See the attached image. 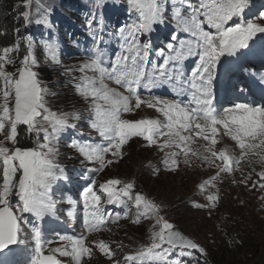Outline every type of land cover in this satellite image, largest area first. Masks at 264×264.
Instances as JSON below:
<instances>
[{"label":"snow or ice","instance_id":"snow-or-ice-1","mask_svg":"<svg viewBox=\"0 0 264 264\" xmlns=\"http://www.w3.org/2000/svg\"><path fill=\"white\" fill-rule=\"evenodd\" d=\"M99 5L100 0H96ZM129 6L128 23L121 25L115 34L118 46L114 54L99 47L103 42V21L97 20L95 13L87 19V27L92 29L94 48L90 52L89 62L79 66L82 74L76 83V94L87 105L89 126L98 133L104 143L78 142L73 147L83 157L82 162L98 164L88 168L86 173L103 172L109 165L123 158V148L133 137H141L148 146H157L158 137H166L158 147L163 150L175 146L181 149L188 164L190 149L186 146L196 137L210 141L203 160L211 167L215 160L217 172L211 178L215 181L221 173L231 174L233 165L249 156L256 149H264V107H254L245 103L217 112L214 106L213 81L222 57H233L249 46V42L258 33H264V26L255 19L243 20V14L249 6V0H126ZM28 8L21 14L25 27L32 22L31 0H25ZM38 25H48L50 10L40 15L37 8ZM171 19L174 31L165 43V48L155 49L157 58L150 59L153 52L150 34L155 26L165 25ZM258 19L264 20V12ZM94 22L97 27L93 28ZM19 34V29L14 30ZM186 34L179 38V33ZM6 34V32H0ZM141 37H146L142 40ZM48 58L57 62L54 44L45 42ZM20 51V43L0 48V162H2V184H0V253L12 251L11 246L34 244L29 264H61L55 255L44 254L41 228L37 220L55 214L54 203L49 199L52 182L58 181L59 166L53 156L57 150L53 141L59 140L67 129L75 130L77 123L69 122L81 119L80 113L61 114L51 111L45 99L47 91L41 85L38 73L34 71L37 60L34 56L33 40H27L26 54L19 61V67L7 71L6 66L15 65ZM196 58L194 66L186 70L185 61ZM91 72L93 75H87ZM114 84L115 87H110ZM167 86L174 89L176 100L153 97L142 100L139 89H153ZM187 96L188 102L179 97ZM135 101L134 104L132 101ZM146 104L156 109L165 118L139 119L130 121L122 118L123 113H131ZM202 121V122H201ZM26 126V134L34 135L36 146L22 149L16 147L18 126ZM229 137L240 150L238 159L228 154V149L217 151L215 145L219 129ZM42 135V141H41ZM12 144V148L6 146ZM106 145V146H105ZM110 154L113 159H107ZM180 152L166 154L163 165L170 171L178 167ZM264 181V172L259 173ZM66 179V177H65ZM90 182L82 190V223L91 233L106 224V213L97 194V182L87 174L83 177ZM210 181L205 180L200 189L204 190ZM122 185V186H120ZM119 186V187H118ZM256 186L255 184L253 185ZM99 191L106 194V205L123 206L126 210L136 209L132 223L140 224L141 218L154 221L153 228L158 231L150 234V243L135 254L124 257L125 264L139 261L140 264H186L185 257L192 258L194 252L203 254L193 240L186 238L174 225L160 215L162 208L147 197L135 192L131 182L123 183L119 179H108L99 184ZM259 187L264 189V183ZM15 198V199H14ZM219 196H207L208 205L196 204V207L215 208ZM25 214H30V220ZM121 218V213H107V216ZM28 228V231H25ZM99 252L112 264H120L114 259L115 253L103 240L96 244ZM63 257H71L75 264H81L82 258H91L92 250L85 246L83 238L71 240V251L63 248L53 249ZM2 264V262H0Z\"/></svg>","mask_w":264,"mask_h":264},{"label":"rangeland","instance_id":"rangeland-1","mask_svg":"<svg viewBox=\"0 0 264 264\" xmlns=\"http://www.w3.org/2000/svg\"><path fill=\"white\" fill-rule=\"evenodd\" d=\"M50 1L31 0L32 22L29 26L24 27L26 29L24 38L26 40L29 38L33 40L34 56L37 60V65L34 66L33 70L38 73L41 85L47 91L45 97L47 107L58 115L71 114L78 111L81 119L73 121L70 118L69 122L77 123V128L75 130L67 129L61 134L58 142L53 141L57 155L52 158L59 166L58 175L61 177L58 181L54 180L52 182L53 186L49 197L55 205L56 212L55 214L47 215L43 220L35 221L36 225L41 228L44 254L55 255L61 261V264H75V261L71 257L60 256L59 253H54L52 250L63 248L71 251V240L73 238H83L85 246L92 250V256L91 258L88 256L83 257L81 264H112V261L101 254L98 247H96V244L103 240L110 245L111 250L115 253L114 259L118 260L120 264H125L124 257L129 254H135L141 248L146 247L150 243L151 232L159 230L158 226L155 229L153 228L154 221L141 218L140 224L132 223L136 212L134 207L127 210V217H125L124 213L126 210L124 207L106 205L104 203L106 194L99 191L98 186L100 183L108 179H119L122 181V184L133 183L135 185L134 194L135 192L146 194L148 198L154 200L162 208L160 215L172 223L174 228L182 232L186 238L193 240L204 250L203 254L199 252L193 253L194 255L195 253L197 254L196 257L199 255L202 258V263L220 264L218 260L222 257L225 245L233 247L230 232H233V236L241 243L237 242V251L233 254L231 260L240 262V264H251L250 258L253 254L252 252H254L251 251L252 245L256 247V251L258 250L259 254L264 255V189L254 186H252V190L249 189L248 185L241 181L238 174L241 165L251 167L254 172L256 170L257 172L264 171V150L257 151L256 153L253 152L241 160L240 164H234L233 169H235L232 172L233 174L221 173L218 179L212 181L211 178L217 172L215 165L221 164L222 166V162L215 160V163L209 167L208 163L203 160V156H210V153L206 152V148L210 146V141L197 138L194 133H184L193 137L186 145L190 151L187 156L189 163L185 164V156L181 152V149H176L173 146L161 150L158 147V145L164 143L166 137H158L157 146L151 147L148 146L143 138L133 137L124 146L122 159L109 165L103 172L86 173L88 168L98 167V164L86 161L82 162L83 157L77 150L69 146L70 143L73 140L90 143L104 142L98 136V133L90 128L89 113L85 111L87 105L76 94V88L74 87L76 83L80 82L79 78L82 75L78 70L79 66L85 62H89V54L94 48L92 29L87 27V17L84 16L83 24L77 23L76 21L78 20L71 17L70 12L75 10L82 15H87L88 13L87 8L79 10L74 5V2L94 8L97 20H102L104 27L103 33H98V35L103 36V42L99 44V47L105 48L111 55L117 51L118 42L115 35L110 34H115L121 26L120 24L130 19L129 6L126 0H106L104 3V0H100L99 5H97L96 0H68V2L65 0H52L59 5L61 4L62 9L68 6L64 11H57L54 4ZM10 8L19 10V7H16L14 4L8 7V9ZM37 8H39L40 15L50 10V22L48 25H38L36 23V19L39 18L36 15ZM28 10V8L22 6V11ZM261 12H264V0H262L260 5L256 6L251 4L249 0V6L243 14V20L255 19V22L264 26V20L258 19ZM73 16L77 17V15ZM172 23L169 18L165 25L155 26V31L150 34L153 48V52L150 53L153 56L151 55L150 58L156 60L157 63L162 62V60L157 58L155 49L165 48L166 41L170 39L174 31ZM96 27L97 25L94 22L93 28ZM181 35L183 38L185 37L183 32L179 33V36ZM258 35L264 37V33H258ZM38 37H41V43L37 41ZM141 39L144 40L146 37H141ZM77 41L82 44H79ZM45 42L54 44L57 62H53L48 58L47 50L44 47ZM253 46L256 52L263 53L264 41L258 42L254 40ZM165 51L167 52L166 48ZM190 59L191 61H189ZM190 59L184 62L186 70H190L194 66L196 58ZM19 61L16 60L15 65L6 66L7 71L12 72L15 68L19 67ZM40 65L50 66L51 68L49 69L57 74L60 73L62 75L66 71L70 74L68 80L61 76L55 77L53 80V82L59 84L68 82L79 97L78 101L71 102L73 105L68 111L58 112L54 108V104L51 101L53 97L51 92L55 86H50V84L42 79L38 72ZM86 74L93 75L91 72ZM109 86L115 87L114 84H110ZM58 87H61V85ZM165 87L162 86L150 90L141 88L139 89V94L142 100H150L153 97L170 99L163 92ZM166 90H169L168 87ZM170 90L174 93V89L170 88ZM155 92L158 93L157 96H155ZM134 102L133 100L132 103L134 104ZM122 118L135 121L139 119L158 120L164 117L156 109L148 108L146 104H142L141 108L134 112L123 113ZM221 134L222 132L219 129L216 137L218 143L215 145L217 151L228 147V145L223 144ZM0 139H3V136H0ZM225 140L230 145L235 143L227 139ZM6 146L12 148L10 142H6ZM173 152H180L181 154L177 157L178 167L176 170L170 171L165 168L162 160L166 154ZM233 152H231L233 156L230 152L228 154L232 158L238 159L240 151ZM249 157H253V160L246 162ZM107 159H113V157L107 154ZM86 174L98 182L96 191L101 196L107 221L100 230L91 233L85 229L82 223V190L90 182L83 179ZM247 174L254 173L248 172ZM2 178V162H0V184H2ZM220 178L223 180L221 181ZM205 180L210 181V183L205 186L204 190H201L200 185ZM211 194L219 196L215 208L194 206L196 204L208 205L210 202L207 201V196ZM109 212L113 214L119 212L121 213V218L116 220L114 215L109 217L107 216ZM25 215L30 220L34 219L30 214ZM57 222H61V225L57 226ZM54 229L56 234L62 239L58 240L54 238L53 240ZM235 231L238 233L237 236L235 235ZM25 245L26 248L21 249L20 245L16 251L24 253L30 258L33 254L32 248L34 244ZM4 254L6 253L0 254V259L2 258L5 261L7 258L3 256ZM128 264H131V262H128ZM135 264H140V262L137 261Z\"/></svg>","mask_w":264,"mask_h":264},{"label":"trees","instance_id":"trees-1","mask_svg":"<svg viewBox=\"0 0 264 264\" xmlns=\"http://www.w3.org/2000/svg\"><path fill=\"white\" fill-rule=\"evenodd\" d=\"M261 1L262 0H252V2L255 3H260ZM24 3L25 0H0V32H6V34H0V48L14 45L16 42H19L20 51L18 54H13L17 61L21 60L26 54L27 40L24 38L26 33V29L24 28L25 21L21 18V14L24 13V11H22V6L19 7V10H15L14 8L8 9V7H11L13 4L17 7V5H23ZM15 29H19V34L14 31ZM37 41L40 42L41 37H38ZM49 68L51 67L48 65H40L38 67V72L42 79L50 84V86H55L51 92V95H53L51 101L54 104V108H56L58 112L68 111L73 105L71 102L78 101L79 97L75 94L72 86L68 84V82L59 84L53 82V80L55 77L59 76L68 80L70 74H68V71L62 75L60 73L57 74ZM59 85H61L62 88L58 87ZM17 139V147L22 149L34 148L36 146V138L34 135L26 134V126H21L19 128ZM230 235L233 247L225 245L226 249H223L222 257L218 260L220 264H240V262H234V260H231L233 254L237 251L236 245L239 240L233 236V232H230ZM235 235H238L236 231ZM251 251H254L250 258L252 262L251 264H264V255L259 254V251H256L255 246H251ZM196 255L197 254L195 253L192 258H184L186 264H204L201 262L202 258H200L199 255L196 257Z\"/></svg>","mask_w":264,"mask_h":264},{"label":"bare ground","instance_id":"bare-ground-1","mask_svg":"<svg viewBox=\"0 0 264 264\" xmlns=\"http://www.w3.org/2000/svg\"><path fill=\"white\" fill-rule=\"evenodd\" d=\"M84 1H89V0H84ZM249 47L251 48L252 47V45H251V43L249 42ZM253 53V52H252ZM248 54H250V53H248ZM263 78H264V76H262ZM261 81H262V78H261ZM167 89V87H165V89H164V94H165V96H168V97H170V99L171 100H175V96H173V93L172 92H170L169 90H166ZM156 93V92H155ZM158 95V93H156L155 94V96H157ZM162 99V98H161ZM170 99H168V100H170ZM146 100H148V99H145V101ZM256 102H255V104H254V107H261V99L259 98V99H256L255 100ZM137 113V112H136ZM163 119L164 118H159L158 120H161V121H163ZM220 130H221V132H222V134H221V136H222V140H223V144L224 145H228V147H226L227 149H228V153L230 152H232V153H234L233 151H237V150H239V148L235 145V143L234 144H232V145H230V144H228V142L225 140V139H227V140H229L230 142H232V140L229 138V137H226V136H224L223 135V129H222V127L220 128ZM198 138V137H197ZM221 147V146H220ZM177 149V148H176ZM207 149V148H206ZM218 149V148H217ZM261 150H264V149H256V150H254L253 152H257V151H261ZM240 151V150H239ZM231 153V154H232ZM232 156H233V154H232ZM198 159V158H197ZM249 160H253V157H249L247 160H246V162L247 161H249ZM240 164V163H239ZM234 166V165H233ZM235 169V168H234ZM234 172V171H233ZM254 173V174H247V173ZM262 172H264V171H262ZM215 173V172H214ZM259 173H261V172H257V170H256V172H254V171H252V168L251 167H249V166H246V165H241L240 166V170H239V172H238V174H239V178L241 179V181L243 182V183H246V185H248V188L249 189H251L252 190V186L255 184L256 186L255 187H259V184L260 183H264V181H262L261 179H260V177H259ZM233 174V173H232ZM237 174V173H236ZM225 175V174H224ZM249 176V177H248ZM226 178V177H225ZM250 178V179H249ZM221 179V178H220ZM230 179H231V177H230ZM223 179H221V181H222ZM251 180H252V182H251ZM98 183V182H97ZM64 194V193H63ZM101 194V193H100ZM136 263V262H135ZM18 264H21L20 263V261H18ZM23 264V263H22ZM131 264H133V262H131Z\"/></svg>","mask_w":264,"mask_h":264},{"label":"water","instance_id":"water-1","mask_svg":"<svg viewBox=\"0 0 264 264\" xmlns=\"http://www.w3.org/2000/svg\"><path fill=\"white\" fill-rule=\"evenodd\" d=\"M174 230H177L176 228H174ZM180 232V231H179ZM182 233V232H181ZM183 234V233H182ZM184 235V234H183ZM12 247V246H11Z\"/></svg>","mask_w":264,"mask_h":264}]
</instances>
